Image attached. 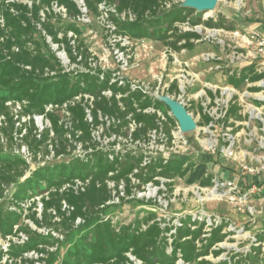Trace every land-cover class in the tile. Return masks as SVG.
<instances>
[{"label": "trees", "instance_id": "obj_1", "mask_svg": "<svg viewBox=\"0 0 264 264\" xmlns=\"http://www.w3.org/2000/svg\"><path fill=\"white\" fill-rule=\"evenodd\" d=\"M164 2L84 0L89 14L108 15L107 21L115 27L113 34L117 37L148 39L175 52L193 50L196 44L191 41L200 38L194 32H180L177 23L235 29L233 25L225 26L222 17L217 21H203L202 13L193 18L195 10L180 4L164 9ZM54 7L65 11L67 22L64 23L62 15L54 12ZM123 14L125 19L121 17ZM129 15L134 19L130 20ZM82 16L83 12L74 0H0V201L6 197L8 188H14L9 208L0 210V239L16 237L19 233L28 237L24 244L12 243L7 252H0V263L7 255L12 263L5 264H131L128 258L131 254L142 264H212L204 258L210 254L220 255V250L215 247L225 239L222 235L224 222L207 233L206 220L186 216L178 226H170L150 216L134 226L117 229L111 221L100 220L96 215V212L104 211L102 207L111 200L112 190L108 182L114 183L116 188L123 182L126 194L130 196L132 188L141 189L148 183L160 185L156 178L185 179L196 171L185 159L174 157L165 163L156 158L143 166L145 156L140 153L121 155L94 151L33 168L15 153L16 145H24L35 158L43 150L49 154L51 147L56 157H64L71 136L77 143H82L85 150L93 148L92 124L87 121L86 107L91 109L95 124L99 114L121 120V125L114 131L134 122L138 125L135 138L157 128V115L144 113L147 109L162 112L171 126L177 124L168 115L170 110L164 103L133 89L125 79L120 84L113 71L88 67L86 61L91 54L82 41L83 31L78 20ZM38 26L54 44L65 50L71 64L83 59L81 62L85 61L88 71H65L45 43V36H42L44 43L38 39V34L42 35ZM69 34L77 41V46L71 44ZM117 46L124 50L120 44ZM253 74V68L245 69L239 78L232 77L228 82L240 88L246 79L258 81L264 78V74ZM173 91L178 92L176 83L170 87L169 92ZM106 92L111 95L108 97ZM85 96L93 99L92 107ZM77 97H81V101H77ZM17 105L20 109L16 114ZM49 107L52 111H47ZM62 109L69 113L70 130L65 128L66 124L59 115ZM236 112L237 107L232 106L229 113L234 115ZM38 116L50 123V128L40 132L39 136L35 125ZM26 118L29 121L22 122ZM208 121L205 117L204 122ZM166 132L170 133L169 127ZM52 133L53 138L50 137ZM202 168L205 171V165ZM190 178L189 182L192 181ZM132 179L138 181L137 185H133ZM76 180L87 182L84 192L76 193L65 188L74 185ZM210 184L211 175H204L201 185ZM39 204L41 213L37 211ZM78 219L82 223L76 226ZM26 220L36 229L25 224ZM40 229L47 234L40 233ZM56 234L63 239L56 238ZM75 234L78 238L72 240ZM63 240L69 247L65 256L60 258L51 249L57 248ZM255 250L257 255H248L249 261L235 260L230 264H257L262 251L260 247ZM31 253L39 255L36 261L26 257Z\"/></svg>", "mask_w": 264, "mask_h": 264}, {"label": "built area", "instance_id": "obj_2", "mask_svg": "<svg viewBox=\"0 0 264 264\" xmlns=\"http://www.w3.org/2000/svg\"><path fill=\"white\" fill-rule=\"evenodd\" d=\"M183 2L184 0H165L162 8L170 9L178 4L182 6ZM80 3L77 4L81 8L83 16L78 20L82 22L84 21L87 9L85 8L84 0H80ZM104 14L107 21L108 15ZM121 17L125 19L126 15L123 14ZM128 17L130 20L134 19L132 15ZM208 19L214 18L210 16L205 18V21ZM107 22L111 33H113L115 27L109 21ZM176 28L180 32L197 33L200 38L191 41L196 45L208 44L218 47L221 52H230V59H221L212 51L202 53L199 59H192L183 63H180L178 59H169L171 61L169 65L174 67L180 66V73L177 78L174 77L171 83L167 85V94L172 99L183 103L187 110L190 109L188 112L192 115L194 106L199 108L200 114H198V120L200 121L196 122L201 124L200 126L197 125L195 131L196 140L200 143L202 151L218 166L216 173L206 174V177L211 175V184L206 187L197 188L195 195L198 196L197 198L201 200V203L207 201L221 203L224 201L238 211H246L252 215H261L264 213V78L258 81L246 79L240 88L235 87L228 81L232 77L239 78L241 73L249 68L254 69L253 75L264 74V33L252 29L228 30L225 28H209L203 24L191 26L189 22L177 23ZM114 39L116 46L120 44L124 48V50H121L117 46L119 52H125L127 50L126 45L130 44L131 41L140 42L141 44L151 42L148 39L131 40L128 37H117L116 35H114ZM150 48L152 49V46ZM165 48L170 54H177V52L167 47ZM186 51L182 50V52ZM119 64V69L124 71L129 67V59H121ZM200 66L204 67V70L196 71V68ZM120 70L114 71V75L120 79V84H122L124 78ZM212 75L216 77L218 83L208 81V78ZM220 79L226 82L224 83ZM173 83H176L178 92L173 91V93H170L169 90ZM131 84L133 89H138L146 95L155 99L158 96V94L155 96L149 93V89L146 87ZM160 85L161 83H159ZM105 94L111 95L110 92H106ZM76 100L81 101V97H77ZM85 100L89 105L92 104L93 99L89 96H85ZM232 106L237 107V112L234 115L229 113ZM19 109L20 107L17 105L15 111L17 112ZM47 111H52V107H49ZM62 112L69 116V113L64 109H62ZM86 113L87 118H91L90 121L94 122L89 107H86ZM144 113L157 115V128L150 130L146 135L139 138L134 137L138 126L134 122L129 126L121 128L120 131H114L113 129H118V126L121 125V120L104 117L99 114L98 118H101L105 122L106 130L110 131V134L108 138L106 136L100 138L99 136L100 141L92 133L93 149L120 154L128 153V151L121 150L119 146L122 143H129L134 145V149L137 150H132L133 154L140 153L145 156L143 166L149 164L152 159L159 158L166 163L174 157L182 158V155L189 152L191 142L186 138V134L180 131L178 123L176 126H171L168 124V117L154 109H147ZM168 115L172 116L171 113ZM38 117L44 118L43 116ZM38 117H35V121ZM205 117L208 118V122H204ZM87 121L91 123L88 119ZM94 124L92 123V126ZM167 127L170 128V133L166 132ZM200 132L206 135L203 139L200 138ZM105 138L107 139L105 142L108 145L111 144L112 148L108 149V145L103 144ZM166 145L169 147H166ZM16 150L17 154H21L20 156L28 162L32 158V155L29 153L30 151H27V147L20 146ZM87 151L92 152L89 149ZM80 153L83 155L82 152ZM222 163L224 166L232 164V167L228 168L229 176L220 174L219 168ZM156 179L160 181V185L148 183L141 187L142 191L136 187L132 188L130 196L126 194V187L123 182L119 183L117 188L114 183L108 182L113 195L111 200L106 204L120 203V200L123 198L133 199L138 191L137 198L147 201L152 199L151 202L157 206H161L162 210V208L167 207V203L160 197L161 192L162 189H166L164 182H170V180ZM132 180L133 185H137L138 181ZM86 186L87 182L76 180L74 185H67L65 188H71L78 193L84 192ZM254 200L260 206L259 209L253 203H249V201ZM64 208H67V206L64 205ZM204 218L205 216L199 217V220H206ZM156 221L162 223V217L156 218ZM77 222H81V220L78 219ZM218 222L216 221V224L208 223L207 225L210 226V229H206L205 232L210 233L213 228L218 226ZM174 232L172 231V233ZM205 236L208 237L209 234ZM27 240L28 237L23 233H19L16 237L0 239V252H7L12 243L24 244ZM259 244L262 245L264 251V243H258L257 245ZM128 258L131 264H142L131 254H128ZM7 262L12 263L9 257L4 255L0 264Z\"/></svg>", "mask_w": 264, "mask_h": 264}, {"label": "rangeland", "instance_id": "obj_3", "mask_svg": "<svg viewBox=\"0 0 264 264\" xmlns=\"http://www.w3.org/2000/svg\"><path fill=\"white\" fill-rule=\"evenodd\" d=\"M75 2L81 4L80 0H75ZM54 12L57 15H62L64 23L68 21L64 10L54 7ZM198 14L199 13L196 12V14L192 17L195 18ZM41 16L44 20L45 15L42 13ZM210 16L213 17L215 21L222 17L225 20V26L233 25L235 29L239 30L248 28L252 23L264 24V0H218L216 8L213 12L202 13V20L205 21V18ZM79 26L83 31L82 41L84 45L88 47L91 54L90 58L86 61L88 67L91 69H99L102 71L109 70L114 72L120 70L119 61L121 59H129V67L124 71L120 70L125 81L133 83L136 86L146 87L149 89L148 92L155 96H157V94L158 96H168L167 85L171 83V80L174 77L177 78L180 73V66L174 67L169 65L171 63L169 59H178L180 63L188 62L192 59H199L202 53L208 51L214 52L221 59H230L229 51L221 52L218 47L208 44H199L196 45L193 50L170 54L162 43L151 41L141 44L140 42L131 41L130 44L126 45L127 50L125 52H119L118 47L115 45L114 34L111 33L109 29L105 14L94 16L86 11L84 21L80 22ZM37 28L39 32H42V35L38 34V39L41 40V43H44L42 36H45V43H47L51 51L55 53L65 71L77 69L81 71H88L85 61L81 62L83 59H77L76 64H71L65 50L60 49L59 45L54 44L51 38H49L42 31L41 26H38ZM68 37L71 38L72 45H78L77 41H74V37H72L71 34H69ZM151 46L152 49L150 48ZM203 70L204 67L202 66L196 68V71ZM208 81L218 83L216 81V77L213 75L208 78ZM220 81L223 80L220 79ZM223 82L225 83L226 81ZM159 83H161L160 86ZM199 112V108L194 106L192 113L197 122L200 121L198 120V114H200ZM15 113L17 114L16 111ZM59 115L62 122L66 124L65 128L70 130L72 126V122L68 120L70 119V116L62 112V110L59 111ZM91 117L93 118V116ZM87 119L89 121L91 120L89 117ZM98 119L99 120L96 124L92 126L93 135L98 137V139L102 136H106L108 138L110 131L106 130L105 122L101 118ZM24 121L28 122L29 118L22 119V122ZM93 121L94 122L90 121L91 124L95 123V120ZM35 125L39 130L37 133L38 136L40 132L50 128V123L46 121L45 118L41 117L36 118ZM200 133V138L203 139L206 135L202 132ZM50 137H55L54 133H52ZM186 138H188L191 142V149L187 154L182 155V158L185 159L187 163L192 164L196 171L188 174L185 179L178 178L171 180L170 182H164V185L167 187L166 189H162L160 197L167 203L166 208H162L161 210V206H157L151 202L152 199L147 201L137 198V194L139 193L137 191L135 198H123L120 200V203L116 202L114 204H106L102 207L104 211H99L98 213L96 212V215L99 216L100 220L111 221L112 225L117 229L121 227L134 226L138 222H141L150 216L155 218L162 217V223L165 222V225L170 226H178L181 219L186 216H192L198 220L199 217L205 216L204 219H206L207 224H216V221H219L217 225H220L223 222L226 224L225 228L222 230V235H225V239L215 247L216 250H220V255L216 257L213 254H210L204 258L205 260L210 261L212 264H230L235 260H243V262L246 260L249 261L247 256H256L258 251L255 249L260 247L262 254L259 255V262L257 264H264L263 247L260 244L257 245L258 243H264V216L258 218L259 215L256 216L247 212L242 214V212H238L237 209L230 208L224 204L222 205L217 201H207L205 203H201V200H198V196L195 195V192H197V188L203 187L201 182L204 179V175L206 176V174L216 173L218 171V166L217 164H214L209 156L202 151L200 143L196 140L195 132L186 133ZM105 141H107L106 138L104 139L103 144L105 143L107 146L108 143ZM19 143L20 142L18 141V144ZM87 146H89V144ZM112 147L113 146L111 144L107 146L108 149ZM119 147L121 150L131 153L132 150L137 151L134 149L135 146L129 143H122ZM166 147L169 146L166 145ZM8 148L10 149V147ZM17 148L18 146L16 145L14 149L16 154ZM49 150V154L43 150L39 152L35 158L33 154L27 150L32 155V158L29 159V162L27 160L26 161L30 164V167H43L49 163L55 164L62 160H68L71 157L80 156V152H82V154L84 151L89 152L87 151L88 149H84L82 143H77L72 136L69 150L64 157H56V154L52 151L51 147H49ZM89 150L92 152L96 151V149L93 148H89ZM123 154L124 153H121V155ZM202 165H205V171L202 170ZM231 167L232 164L224 166L222 163L219 168L220 174L229 176L228 168ZM189 177L192 178L191 182L188 180ZM167 183L171 185H168ZM142 190L143 189H141V191ZM13 192V187L8 188L6 197L0 201V210H6L9 208ZM36 199L39 201L40 197ZM37 211L39 213L42 211L40 204L38 205ZM54 220L56 221V219ZM81 223L82 222H76L75 225L78 226ZM25 224H29L33 229H36V227L29 220H26ZM206 229H210V226L207 225L205 227V230ZM39 232L47 234V231L44 229H40ZM54 236L61 240L63 239V237L58 234ZM77 238L78 235L75 234L72 240ZM68 247V243L63 240L57 244V248H52L51 252L54 254L56 253V256L63 258ZM27 257L36 261L39 255L31 253Z\"/></svg>", "mask_w": 264, "mask_h": 264}, {"label": "water", "instance_id": "obj_4", "mask_svg": "<svg viewBox=\"0 0 264 264\" xmlns=\"http://www.w3.org/2000/svg\"><path fill=\"white\" fill-rule=\"evenodd\" d=\"M218 0H184L182 7L190 8L198 13L213 12L216 8ZM156 99L164 103L170 110L172 117L179 125L182 133H192L197 129V122L193 115L188 112L183 103L172 99L169 96H157Z\"/></svg>", "mask_w": 264, "mask_h": 264}, {"label": "crops", "instance_id": "obj_5", "mask_svg": "<svg viewBox=\"0 0 264 264\" xmlns=\"http://www.w3.org/2000/svg\"><path fill=\"white\" fill-rule=\"evenodd\" d=\"M245 29H252V30H257V31H260V32H262V33H264V24H261V23H252V24H250V26L248 27V28H245ZM249 203H253V205L257 208V209H259L260 208V206H258V204H257V202H256V200H254V201H249ZM255 203V204H254ZM221 204L223 205H227L228 207H230L229 205H228V203L227 202H221ZM230 208H232V207H230ZM264 208V207H263ZM238 211V210H237ZM238 212H242V214H244L246 211H238ZM248 213V212H247ZM256 216L258 215V214H255ZM262 216H264V213L263 214H261V215H259V217L258 218H261Z\"/></svg>", "mask_w": 264, "mask_h": 264}, {"label": "bare ground", "instance_id": "obj_6", "mask_svg": "<svg viewBox=\"0 0 264 264\" xmlns=\"http://www.w3.org/2000/svg\"><path fill=\"white\" fill-rule=\"evenodd\" d=\"M160 98H163V96H160Z\"/></svg>", "mask_w": 264, "mask_h": 264}]
</instances>
